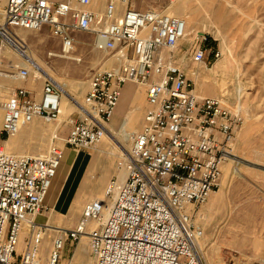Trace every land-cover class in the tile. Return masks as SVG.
<instances>
[{
  "label": "built area",
  "instance_id": "2783aa9c",
  "mask_svg": "<svg viewBox=\"0 0 264 264\" xmlns=\"http://www.w3.org/2000/svg\"><path fill=\"white\" fill-rule=\"evenodd\" d=\"M95 1L101 0H6L0 65L5 47L15 56L24 53L18 29L48 27L60 42L61 55L71 53L76 33H91L93 46L108 52L114 64L90 74L86 93L66 118L63 145L95 148L129 83L145 87L141 126L128 134L129 149L119 156L117 175L105 186L103 197L84 204L74 228L56 227L50 250L41 257L49 228L36 217L48 210L44 198L63 146L51 144L38 154L16 155L3 148L1 138L14 136L35 118L58 120L62 93L47 77L38 93L0 85V264H61L66 242L85 235L90 264H203L197 247L203 230L194 217L217 189L222 165L238 163L233 150L244 118L227 99L198 95L186 71L167 57L185 36L184 19L156 8H135L129 0L121 1L120 13L117 0H103L99 12L91 7ZM206 55L200 44L192 60L202 63ZM213 55L218 59L220 54ZM20 58L21 64L10 61L9 70L0 68V77L30 78L28 61ZM23 233L24 249L17 254Z\"/></svg>",
  "mask_w": 264,
  "mask_h": 264
},
{
  "label": "rangeland",
  "instance_id": "374dc122",
  "mask_svg": "<svg viewBox=\"0 0 264 264\" xmlns=\"http://www.w3.org/2000/svg\"><path fill=\"white\" fill-rule=\"evenodd\" d=\"M170 1L129 0L135 8L142 10L156 8L164 12L169 4L172 3ZM176 1L174 0V2ZM180 1L182 6L173 14L186 18L191 24L198 22L199 28L196 32H191L190 30L189 36L191 38H182L176 49L167 52V57L186 71L198 95L223 97L240 109L244 121L236 134L233 150L239 160L235 164L229 162L230 177L240 178L243 172L250 168H258L264 171V0ZM5 2L6 0H0L1 18ZM100 2L104 1L101 0ZM123 8L119 10V13ZM36 36L42 38L40 44L32 41ZM92 42L93 34L78 32L75 34L74 48L68 55L70 58L60 57V42L50 33L49 28L45 26L40 30L28 33L24 50L34 55L41 67L45 68V71L47 69V78L50 79L51 77V80L56 79L58 82L73 87L75 102H81L87 90L89 76L93 70L109 68L114 64L108 52L96 49ZM200 44L206 47L207 55L204 62L195 63L192 60V55ZM215 52L220 54L218 59H215L213 55ZM2 55L4 61L1 63L0 68L3 70H9L7 63L10 61L15 64H21V58L18 60L17 56H15L16 53L8 46L3 49ZM222 61H228V64L225 67L218 65L215 69V64ZM97 62L98 64H96ZM26 63L30 67V78L26 81L9 78L13 80L10 83L6 78L0 77V85L6 89L13 86L27 87L31 82H41L42 85L44 77L33 78V75L41 74L39 70L31 63ZM79 83L85 84V87L82 89L78 88ZM55 86L60 92L62 91L57 83H55ZM126 86H128V89L122 90L118 107L107 125V131L112 129L115 134L119 132L124 113L129 107L128 97L132 94L133 89L136 90L139 87H143L132 83L126 84ZM198 87L201 92L214 91L215 93L213 96L207 93H200ZM143 90V93H139V97L135 99L133 104L134 106L140 103L143 104L140 123L134 129L135 131L140 128L146 109L145 87H143ZM73 111L74 105L69 115ZM66 118L67 116H61V114L58 120L50 122L42 118H35L33 121L35 122V127L37 126L38 132L23 142V149H21L20 153L15 151L10 153L16 155L38 154L46 150L51 144L64 146L63 139L68 132L65 122ZM118 137L120 144L122 142V145L129 149L130 143L128 139L123 140L121 135H118ZM14 138L15 136L0 139L3 148L8 152V143ZM35 146L39 148L34 149ZM70 152L74 156L90 155L92 158L89 159L85 166L84 162H78L77 166H81V168L78 169L73 180L70 177V172L69 176H65L60 181L62 185L61 196H63L68 181L71 184V192L68 198L65 199L66 202L65 200L62 201L59 209L46 210V212L36 217L38 223L45 224L49 228L41 244V257H46L50 250L55 228H74L78 223L84 203L94 198H102L105 186L117 175L116 164L121 154L117 146L111 140L105 139V137L93 149H71ZM61 175H65L63 171ZM227 189L225 191L226 195L221 199L215 213L229 215L247 212L246 201L242 200L246 187L234 184L228 186ZM261 192L264 193V184ZM240 203H243L242 206ZM196 213L197 219H199L200 212ZM26 235V233H23L20 237L17 254H20L24 249ZM79 244L82 251L75 253L74 249ZM81 253L86 254L91 262V253L86 235L82 236L78 242H66L61 252V261L63 264L80 262ZM82 259L85 261L86 256L84 255Z\"/></svg>",
  "mask_w": 264,
  "mask_h": 264
},
{
  "label": "crops",
  "instance_id": "0c3cea01",
  "mask_svg": "<svg viewBox=\"0 0 264 264\" xmlns=\"http://www.w3.org/2000/svg\"><path fill=\"white\" fill-rule=\"evenodd\" d=\"M121 8L122 5L118 3V11ZM27 88L38 93L41 88V83L31 82L27 85ZM123 89H128V86L125 85ZM198 91L200 93H207L210 96H213L215 93L214 91L201 92L199 87ZM139 93H143L142 88L133 89L132 94L128 97L129 100L127 99L129 101L127 110L137 108L138 105L134 106L133 104L135 99L139 97ZM71 149L68 146H63V158L59 163L56 174L44 198V204L48 210H53L54 208L59 209L62 201L70 195L71 184L68 181L63 196H61L62 185L60 181L65 176H69L70 172V177L73 180L78 169L81 168V166H77L78 162H84L85 166L89 162V159L92 158L90 155L74 156L70 152ZM62 171L65 175H61ZM263 173L264 171L258 168H250L245 170L240 178H231L229 162L222 165L221 177L217 189L210 194L204 204L198 207V211L200 212L199 219H197V213L194 217L195 222L203 230L200 243L203 246L202 254L204 252L203 256L206 264H262L264 258V193L261 192L264 184ZM234 184L246 187V192L242 196V200L246 201L245 206L248 207L247 212L229 215L216 214L215 212L221 199L226 195V189L228 186ZM243 203H240L241 206ZM80 247L79 244L74 249L75 253L82 251ZM81 255V261H76L75 264H90L88 256L82 253ZM84 255L86 256L85 261L82 259ZM61 264H63L62 261Z\"/></svg>",
  "mask_w": 264,
  "mask_h": 264
},
{
  "label": "bare ground",
  "instance_id": "6f19581e",
  "mask_svg": "<svg viewBox=\"0 0 264 264\" xmlns=\"http://www.w3.org/2000/svg\"><path fill=\"white\" fill-rule=\"evenodd\" d=\"M170 2H172V3L169 4L167 9L165 10V13H167L169 15L177 16V15H175L173 13L182 6L181 5L182 3H181L180 0H177L176 2H174V0H171ZM118 3H120L122 5V7L124 5L123 3H121L120 0H117V10H118ZM132 6H133V4H132ZM91 7L93 9H96V11L101 12V11H103L104 2L95 1V2H93ZM177 17H179V16H177ZM179 18H181V17H179ZM182 19L185 20V24H186L184 38L190 39L191 38V36H189L190 30H191V32H196L198 30V28H199V24H198V22H194L193 24H191L189 22V20H187L186 18H182ZM1 22H2V18L0 16V23ZM29 32H32V31L23 30V29L16 30V35L19 38V41L24 43V46H22V50L24 51V53H19L20 56L17 55V58L19 60L20 57L23 56L29 63H31L35 68H37L39 70V72L41 73L40 75L37 73V77H39V78L47 77V73H48L47 69L45 71L44 70L45 68L43 69L41 67V65L37 62V59L34 57V55H32L27 50L26 51L24 50V48L26 47L25 46V41H26V39L28 37V33ZM32 41L36 42L37 44H40L42 42V38L40 36H36V37H34V39ZM60 57L70 58V56L68 57V55H61V54H60ZM107 61H109V60H107ZM96 64H98V62ZM227 64H228V61H226V62L222 61L221 63H216L214 68L216 69L218 65L220 67H225ZM49 75H51V74H49ZM6 79L10 83L13 82V80H11L9 78H6ZM50 79H51V77H50ZM52 81L57 83L60 86V89L62 90L61 91L62 92L61 99H60L61 116H68L69 113L73 110V105L75 103V97H74V92H73L74 89H73V87L69 86L68 84L56 81V79H54ZM84 87H85V84L79 83L78 88L82 89ZM140 88H142V90H143V87H140ZM142 105L143 104L140 103V104H138L137 108H133V109L130 108V109L127 110V112L124 114V120L120 124V128H119V132L118 133L115 134L112 131V129H110L109 131H106V133H105V139L111 140L112 143H114L115 146H117V149L120 151V154L126 152L127 148H125L122 145V142L120 144V141L118 140V138H119L118 135H121L122 139L126 140L128 138V134L135 131L134 129L140 123V110L142 108ZM0 118H1V113H0ZM34 123L35 122L32 121V122L28 123L27 125H25V126L20 128V130L14 135L15 138L12 139V141H10L8 143L9 152H11V151H15V152H18V153L21 152V149H23L22 148L23 147L22 144H24L23 142L27 141V139L31 138V136L34 133L38 132L37 126L35 127ZM36 148L38 149L39 147L35 146L34 149H36ZM19 155H21V154H19ZM197 247H198L199 254L201 256V260H202L203 264H206L204 262V256L202 254L203 247L200 245V240H199V243L197 244Z\"/></svg>",
  "mask_w": 264,
  "mask_h": 264
}]
</instances>
